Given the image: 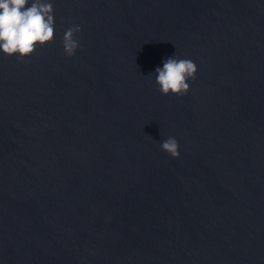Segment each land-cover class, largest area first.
<instances>
[{
  "label": "water",
  "instance_id": "obj_1",
  "mask_svg": "<svg viewBox=\"0 0 264 264\" xmlns=\"http://www.w3.org/2000/svg\"><path fill=\"white\" fill-rule=\"evenodd\" d=\"M49 2L54 43L0 51V264H264V0Z\"/></svg>",
  "mask_w": 264,
  "mask_h": 264
},
{
  "label": "clouds",
  "instance_id": "obj_2",
  "mask_svg": "<svg viewBox=\"0 0 264 264\" xmlns=\"http://www.w3.org/2000/svg\"><path fill=\"white\" fill-rule=\"evenodd\" d=\"M54 8L49 0H0V51L18 61H25L37 48L54 43ZM78 25L68 28L63 37V48L68 57L80 48ZM197 66L190 59L170 57L155 69V82L164 96H184L188 81L195 80ZM161 148L174 158L180 157L179 144L174 137L161 142Z\"/></svg>",
  "mask_w": 264,
  "mask_h": 264
}]
</instances>
